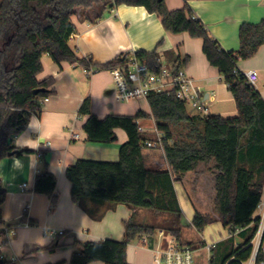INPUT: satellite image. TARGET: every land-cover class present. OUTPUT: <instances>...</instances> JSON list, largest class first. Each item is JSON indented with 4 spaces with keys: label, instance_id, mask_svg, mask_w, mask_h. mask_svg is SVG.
<instances>
[{
    "label": "trees",
    "instance_id": "trees-1",
    "mask_svg": "<svg viewBox=\"0 0 264 264\" xmlns=\"http://www.w3.org/2000/svg\"><path fill=\"white\" fill-rule=\"evenodd\" d=\"M124 4L143 6L157 14L172 34L187 32L201 38L203 53L229 87L237 114H192L187 102L174 92H155L148 97L150 114L141 110L135 116L109 114L99 118L92 113L90 99L86 98L79 113L87 117L83 129L88 140L111 143L117 139L118 128L128 133V140L120 147L118 161L80 159L67 168L73 202L96 219L103 218L104 213L88 208V200L145 208L154 212L156 219L152 223H137L134 217L130 218L122 240L88 241L73 253L69 264H130L129 244L146 235L148 246L152 247L158 230L195 248L193 242L183 237L185 225L175 182L196 172L201 163H211L214 170V210L219 219L195 208L192 226L202 233L207 226L220 221L228 227L230 236L217 243L212 263L243 264L253 253L250 242L261 220L256 212L264 193V98L246 82L239 63L253 58L264 45V19L258 24L244 23L239 31L240 48L226 51L187 4L169 10L166 0H0V161L20 153L14 137L26 129L33 114L41 111L43 100L56 93L53 76L38 78L43 71L44 55L58 64L68 62L86 71L110 70L129 57L126 54L105 64H95L90 58L80 57L69 44L76 30L72 18L78 8L87 17L86 11L96 5L111 10ZM166 54L178 67L180 57ZM135 55L153 71L160 70L161 55L157 50H138ZM146 118L154 119L156 128L166 134L164 152L169 169H152L145 164L143 142L155 137V132L139 130L137 120ZM57 181L52 173L44 171L36 177L34 192L51 196L54 206ZM5 198L6 189L0 178V221ZM22 220L34 225L26 214ZM237 235L244 242L235 247ZM225 241L231 242L221 246ZM199 243V248H203L206 242ZM56 247L57 244L50 247L51 251ZM0 260V264H19L1 256Z\"/></svg>",
    "mask_w": 264,
    "mask_h": 264
},
{
    "label": "crops",
    "instance_id": "crops-1",
    "mask_svg": "<svg viewBox=\"0 0 264 264\" xmlns=\"http://www.w3.org/2000/svg\"><path fill=\"white\" fill-rule=\"evenodd\" d=\"M166 3L169 10L181 9L187 4L194 16L205 24L226 51L240 48L239 31L244 23L258 24L264 19V0H166ZM86 13L87 17L78 8L72 18L76 30L69 44L80 57L90 58L95 64H105L138 50H157L161 55V64L172 67L176 63L170 62L166 54L171 53L180 57L179 66L200 87L207 103V114L224 117L237 114L236 102L229 87L219 70L208 62L203 53L201 38L189 36L187 32H168L161 18L143 6L124 4L109 10L103 5H96ZM42 64L43 71L38 78L43 80L53 76L56 93L48 97L47 101L43 100L41 111L33 114L26 129L14 137V145L20 153L6 156L0 161V178L6 189L0 221V256L17 260L19 264L58 261L69 264L73 253L84 247L86 242L122 240L125 224L130 218L134 217L137 223H146L147 219H154L153 216H156L145 208L88 200V208L98 214L104 213L103 218L96 219L73 202L72 183L66 175L67 168L80 159L118 161L120 147L128 140V133L118 128L117 139L111 143L89 141L83 129L87 117L79 113L82 103L89 98L92 113L99 118L109 114L135 116L141 110L150 114L151 111L149 101L148 110H143L138 102L133 104V108H128V103L124 104V108L118 105L112 76L107 69L92 68L86 71L82 66H73L68 62L58 64L48 55L42 57ZM250 69L259 73L255 87L264 98V45L253 58L239 63L241 72ZM139 121L145 131L154 132V119ZM149 124H153V129L148 127ZM72 133H78L80 138L72 137ZM144 150V161L148 168L169 169L164 150ZM199 168L193 173L212 179L211 200L214 205L216 190L212 164L201 163ZM44 171L52 173L58 180L57 201L54 206L51 196L34 192L36 177ZM187 175L175 182V188L179 198L180 184L192 206L189 214L191 218H188L187 223L183 219L182 222L185 226L194 228L192 220L195 208L203 212L201 208H204V195L202 189L196 192L195 197L192 195L184 184ZM24 184L27 186L23 187ZM181 208L183 214L182 204ZM25 214L34 225L24 224L22 219ZM256 214L259 215L260 212L257 211ZM213 216L219 219L217 213ZM11 228L17 229L16 235H7L6 229ZM52 230H64V234L51 233ZM206 239L204 235L201 236V240L205 242H215ZM184 240L187 241L185 238ZM55 244L57 247L51 251L50 247ZM194 247L197 250L196 264H204L201 261L205 260L207 263L205 250L198 245ZM128 248L127 258L130 264H154L151 248L143 245L140 239L132 241ZM92 264L105 263L94 261Z\"/></svg>",
    "mask_w": 264,
    "mask_h": 264
},
{
    "label": "built area",
    "instance_id": "built-area-1",
    "mask_svg": "<svg viewBox=\"0 0 264 264\" xmlns=\"http://www.w3.org/2000/svg\"><path fill=\"white\" fill-rule=\"evenodd\" d=\"M109 71L113 80L115 98L118 102L148 101L151 93L174 92L179 99L187 102L190 107L199 113H207V103L200 87L195 84L194 79L188 76L180 66L162 65L158 72L153 71L147 64L141 62L135 53H132L119 66ZM243 74L246 82L255 87L259 80L258 71L250 69L243 72ZM47 100L45 98V101ZM137 123L139 124V130L141 132L145 131L139 120H137ZM154 132L155 137L144 141L143 146L145 149L152 151L155 149L164 150L166 134L157 128H155ZM72 135L74 138H80L78 133H72ZM46 145H49V143H46ZM26 186V184L23 185V187ZM258 209L261 220L250 242L253 247V253L243 264H264V201L261 202ZM24 224L32 226L28 221L24 222ZM56 232L58 235L64 234V230L51 231V233ZM6 233L7 235H16L17 229H6ZM140 241L143 245L148 246L146 235L142 236ZM217 243L216 241L205 243L203 249L207 254L206 264H213L212 255ZM149 248L153 252L154 264H196L197 261L196 248L180 244L164 230L156 232L154 245ZM260 255L262 256L260 257Z\"/></svg>",
    "mask_w": 264,
    "mask_h": 264
},
{
    "label": "rangeland",
    "instance_id": "rangeland-1",
    "mask_svg": "<svg viewBox=\"0 0 264 264\" xmlns=\"http://www.w3.org/2000/svg\"><path fill=\"white\" fill-rule=\"evenodd\" d=\"M118 102V100H117ZM133 102V103H132ZM129 102V107L128 108H133V104L136 102H138V104L140 103V106L143 110H148V104L147 101L145 100H138V101H132ZM132 103V104H130ZM124 104L127 105V103L124 102H118V105H122V108H124ZM190 113L195 114L197 113V111L195 109H193L192 107H188ZM142 125V124H141ZM143 126V125H142ZM144 127V126H143ZM149 128L153 129V124H149L148 126ZM145 128V127H144ZM184 184L187 185L188 190H190L192 192V195L195 197L196 192L200 191L203 193L204 195V202H202V206L204 208H201V210L204 211H208L211 215H213L215 212L214 210V205H213V201L211 200V193H212V179H210L207 176L204 177H199L196 173H191L187 175V178L184 181ZM178 192H179V198L181 201V204L183 206V214H182V219L185 221V223H187L188 218L189 217L191 211H192V206L191 203L189 201V199L185 196V194H183L182 189L180 188V184L178 185ZM200 193V192H199ZM264 201V193H263V199ZM150 211V210H149ZM259 212V209H258ZM154 213L152 211L149 212ZM154 219H147V221H145L146 223H152L155 221L156 216H153ZM204 235L205 238H207L206 240H215V241H222V240H226L230 235H229V229L228 227H224L223 224L221 222H215L209 226H207L205 228V230L200 233L198 232L195 228H189L188 226H185V229L183 231V237L188 241V242H193L194 245H200V240H201V236ZM231 241H225L223 244H221V246H225L227 244H229ZM243 239H241L239 237V235L235 236V247L243 244ZM202 263L206 264V260L201 261Z\"/></svg>",
    "mask_w": 264,
    "mask_h": 264
},
{
    "label": "water",
    "instance_id": "water-1",
    "mask_svg": "<svg viewBox=\"0 0 264 264\" xmlns=\"http://www.w3.org/2000/svg\"><path fill=\"white\" fill-rule=\"evenodd\" d=\"M36 92H38V90H37ZM0 261H1V260H0Z\"/></svg>",
    "mask_w": 264,
    "mask_h": 264
}]
</instances>
